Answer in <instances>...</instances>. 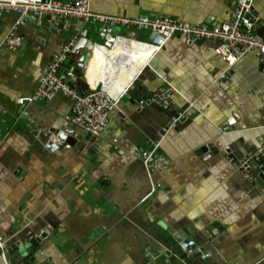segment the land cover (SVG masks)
Wrapping results in <instances>:
<instances>
[{
  "label": "crops",
  "instance_id": "crops-1",
  "mask_svg": "<svg viewBox=\"0 0 264 264\" xmlns=\"http://www.w3.org/2000/svg\"><path fill=\"white\" fill-rule=\"evenodd\" d=\"M253 6L254 31L264 36V0ZM90 8L215 25L230 19L234 0H90ZM15 20L12 12L0 13V41ZM108 28L72 18L39 24L27 18L17 28L21 47L15 52L0 47V235L10 241L20 230L47 232L34 264H264V187L240 175L225 153L237 140L231 156L264 141L258 55L249 52L228 70L214 41L180 35L150 57L137 42L125 45L126 51L119 42L107 50L105 36L133 32L114 27L109 34ZM73 36L75 55L59 73L73 68L77 88L89 85L83 80L88 75L119 69L121 75L126 67L119 66L120 58L133 62L129 68L142 81L135 92L139 102L131 107L122 94L96 136L65 119L72 107L67 96H35L47 64ZM134 36L149 41L151 32L144 28ZM165 83L180 92L172 95L171 109H181L179 116L189 121L160 134L161 108L147 100ZM52 126L64 140L47 147L39 135ZM151 141L158 142L155 154L165 168L150 173L136 152ZM212 224L218 228L205 232ZM180 232L202 238L197 260L149 259L147 250L162 251L163 238Z\"/></svg>",
  "mask_w": 264,
  "mask_h": 264
},
{
  "label": "built area",
  "instance_id": "built-area-1",
  "mask_svg": "<svg viewBox=\"0 0 264 264\" xmlns=\"http://www.w3.org/2000/svg\"><path fill=\"white\" fill-rule=\"evenodd\" d=\"M253 3L254 0H234V8L229 20L224 23L208 25L178 21L162 15L130 17L97 13L91 10L90 0H0V13L12 12L16 14L14 26L0 41V47L11 52H15L21 47L23 37L18 33L17 28L24 24L27 18H31L38 24L45 18H72L82 25L132 28L133 32L130 35H116L114 38L113 43L119 42L123 51H126L125 45L129 48L132 45L131 42H137L149 50L150 57L160 51L171 37L180 35L188 41L195 39L214 41L216 43L214 51L223 59L228 70L244 55L254 51L258 55L264 72V37L255 32L253 28L254 21L251 19L254 11ZM144 28L150 30L153 35L151 39L141 41L134 38V33ZM75 46L76 36H73L66 41L62 51L54 55L38 80L35 96L47 100L53 98L57 93L67 96L72 101V107L70 114L66 115L65 119L89 135L96 136L107 125L112 111L117 107L127 86L121 90L116 86L118 74L120 76L121 73L120 69L119 72L111 71V74L106 72L98 79L91 75L84 77L83 80L86 78L85 81L87 84L89 83L86 88L76 87L75 75H73L74 85L69 84L65 78L60 76L59 67L66 60L69 61L72 55H75ZM120 60L119 66H125L126 70L133 63L130 62L126 65L127 61L124 58H120ZM175 93L180 92L173 85L165 83L152 93L147 102L161 109H167L172 105V95ZM19 101L22 102L21 99ZM157 145L158 142H153L151 148L146 147L136 152V157L142 160L150 173L165 168L160 156L155 154ZM254 156L264 158V141L256 148ZM4 242V238L0 235V259L3 264H9L3 253ZM167 252V249L160 252L147 250L146 255L151 261H154Z\"/></svg>",
  "mask_w": 264,
  "mask_h": 264
},
{
  "label": "water",
  "instance_id": "water-1",
  "mask_svg": "<svg viewBox=\"0 0 264 264\" xmlns=\"http://www.w3.org/2000/svg\"><path fill=\"white\" fill-rule=\"evenodd\" d=\"M251 19L255 21L254 16H251ZM107 32L109 34L113 33V28H108ZM261 35L260 33H258ZM114 35V34H113ZM113 35H108L104 37L103 45L105 49L110 50L113 42L114 37ZM153 35L151 34L149 40L151 39ZM263 36V35H261ZM264 37V36H263ZM77 45L75 46V49L77 48ZM68 72H64L63 74L59 73L61 77L66 78V81L74 85L73 81V75L75 73V70L69 66L67 69ZM70 72V73H69ZM81 72H85V70L82 68ZM90 76V75H88ZM135 76V75H134ZM142 81L138 76L133 77V79L130 81V83L127 85V88L124 92V96L126 97V100L128 103H130V106L133 107V105L139 102V99L135 97L136 90L142 88ZM150 105V104H149ZM179 113H181V109L179 110H172L171 106L167 109H161L160 115L163 117L164 120V128H161L160 134L165 133L166 129H169L171 127L174 130H178V128L182 127L186 124L188 120V116H179ZM56 127H50L45 130H43L40 135L39 139L42 143H45L47 147H53L54 142L57 140H64V133L63 132H56ZM55 135V137H54ZM94 138V137H93ZM241 140H237L236 142H231V144L226 146L225 153L228 158L232 159L231 162L233 166L236 168V170L239 172L240 175L246 177L247 180H250L253 182V185L259 186L261 188L264 187V158H256L254 156V152L256 151L255 147H251L249 149H244L242 153L234 152L231 153V148L233 143H239ZM153 142L147 144L149 148H151V145ZM232 157V158H231ZM218 228L215 227V225H210L209 228H205V232H211L212 229ZM190 233H192V229ZM169 231V230H168ZM171 233V231H169ZM34 234V235H33ZM47 235V232L37 233V230L35 229L33 233L28 232L27 230H20V232L17 234L16 238L5 241L4 245L5 248L3 250V253L5 255L6 260H12L15 264H34V260L32 256L35 254V249L39 244V241L42 240L43 237ZM195 236V234H194ZM196 237V238H195ZM195 239L188 238L186 233L180 232L178 236L172 235V239H168L166 237L163 238V243L166 245V248L168 250L167 256L169 259H174L176 256H179L181 259H189L192 261L197 260L198 256V241H202V238L200 236H195ZM198 240V241H197ZM199 243V242H198ZM201 252V250H200ZM202 257V256H201Z\"/></svg>",
  "mask_w": 264,
  "mask_h": 264
},
{
  "label": "bare ground",
  "instance_id": "bare-ground-1",
  "mask_svg": "<svg viewBox=\"0 0 264 264\" xmlns=\"http://www.w3.org/2000/svg\"><path fill=\"white\" fill-rule=\"evenodd\" d=\"M103 72H101L99 75H95V78H99V76L102 75ZM137 73V69L136 68H128L127 70L125 69L122 74L119 76L118 74V79L116 81V86L118 87L119 90H121L123 87H126L130 81L132 80V78L134 77V75ZM105 73H103L104 75ZM76 82V80H75ZM77 85V83H76Z\"/></svg>",
  "mask_w": 264,
  "mask_h": 264
}]
</instances>
